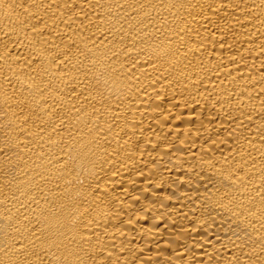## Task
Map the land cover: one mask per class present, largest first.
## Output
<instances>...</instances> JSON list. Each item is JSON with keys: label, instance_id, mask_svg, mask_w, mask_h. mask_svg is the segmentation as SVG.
<instances>
[{"label": "bare ground", "instance_id": "6f19581e", "mask_svg": "<svg viewBox=\"0 0 264 264\" xmlns=\"http://www.w3.org/2000/svg\"><path fill=\"white\" fill-rule=\"evenodd\" d=\"M0 264H264V0H0Z\"/></svg>", "mask_w": 264, "mask_h": 264}]
</instances>
